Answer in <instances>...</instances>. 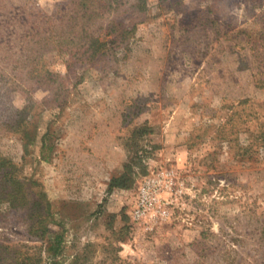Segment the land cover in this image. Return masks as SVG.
<instances>
[{
  "label": "rangeland",
  "instance_id": "374dc122",
  "mask_svg": "<svg viewBox=\"0 0 264 264\" xmlns=\"http://www.w3.org/2000/svg\"><path fill=\"white\" fill-rule=\"evenodd\" d=\"M73 10L0 0V254L264 264V0H119L88 34Z\"/></svg>",
  "mask_w": 264,
  "mask_h": 264
},
{
  "label": "trees",
  "instance_id": "16d2710c",
  "mask_svg": "<svg viewBox=\"0 0 264 264\" xmlns=\"http://www.w3.org/2000/svg\"><path fill=\"white\" fill-rule=\"evenodd\" d=\"M74 4V10L71 16V19L76 22V25L82 29V33L89 32V28L91 25L99 23L101 20L106 19L107 15L110 13L111 9L119 0H72ZM98 45V40L94 37H88L86 39L85 46L86 49L92 50L96 48ZM97 50V49H96ZM127 172L122 174L119 177L112 178L109 190L114 189H127L133 183L128 184V176L130 174V167L125 166ZM4 195L6 196V201H14L18 200L20 192H24L23 184L18 181L17 179L12 180L9 179L8 181H4V185L2 186ZM10 189L12 191H10ZM3 200V201H5ZM2 202V201H1ZM18 202V201H17ZM1 247V246H0ZM11 248V247H9ZM7 248V249H9ZM0 264H34L32 262V258L29 255L23 257H15L12 258V255H4L0 254Z\"/></svg>",
  "mask_w": 264,
  "mask_h": 264
},
{
  "label": "built area",
  "instance_id": "2783aa9c",
  "mask_svg": "<svg viewBox=\"0 0 264 264\" xmlns=\"http://www.w3.org/2000/svg\"><path fill=\"white\" fill-rule=\"evenodd\" d=\"M169 188V183L163 175L157 179H145L140 186L136 206L132 217L139 221L148 215L161 201V192Z\"/></svg>",
  "mask_w": 264,
  "mask_h": 264
}]
</instances>
